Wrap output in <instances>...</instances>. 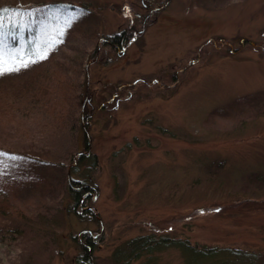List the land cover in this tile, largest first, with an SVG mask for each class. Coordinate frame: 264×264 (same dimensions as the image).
<instances>
[{"label":"rangeland","instance_id":"obj_1","mask_svg":"<svg viewBox=\"0 0 264 264\" xmlns=\"http://www.w3.org/2000/svg\"><path fill=\"white\" fill-rule=\"evenodd\" d=\"M6 1L21 23L30 4L73 8L45 10L44 56L0 60V264H83L85 249L117 264L150 235L264 261V0ZM124 29V49L101 45ZM81 180L96 193L75 208Z\"/></svg>","mask_w":264,"mask_h":264},{"label":"trees","instance_id":"obj_2","mask_svg":"<svg viewBox=\"0 0 264 264\" xmlns=\"http://www.w3.org/2000/svg\"><path fill=\"white\" fill-rule=\"evenodd\" d=\"M70 5L71 4L69 3L57 1L50 3L44 1L42 3L40 2L37 4H30V6L27 8L28 12L26 14L28 16H33L35 20L32 19L33 21L21 23L15 22L13 19H11L14 15L18 13L21 14V10L16 3L12 4L11 2L7 1L4 3H0V60H3L4 58L15 60H22L28 57L37 58L35 56H37L38 54L40 55L42 52V56H44L45 50L40 52L38 51L41 50L43 48L42 45H44V43L39 38L43 31V20H45L44 18L47 17V12H45V10H49V8L53 6L61 8L65 7L70 10L71 8H73L70 7ZM134 35L135 33L132 30L124 29L119 32V34H115L112 37H107L106 40H103L101 45L113 47L114 50L118 51V49H124ZM97 39L95 40V47L97 51L92 56L98 54L99 52L100 47L98 45ZM61 42L65 43L67 42V39L64 38ZM46 43H49V41H47ZM49 58H51V56ZM79 63L82 62L80 61ZM83 64H85L84 61ZM79 99H81V94L79 95ZM84 124V122L81 123V126H84ZM88 143V138L85 134V144ZM3 155L4 153L0 152V157L6 156ZM77 162L79 164L87 162L86 174L88 175L86 176H89L90 173H88V171L95 169L97 167L98 161L95 155L89 157V155L86 156L84 155V153H81L78 156ZM69 193L75 208H80L81 206L87 207L89 205H93L92 195L96 193V188L89 182V180H81L79 182L73 181L72 184H70ZM0 202L2 204V209L0 207V211L6 213L9 212L7 207H10L12 203L9 196L2 190L1 187ZM83 213L87 215L91 212L87 210ZM86 237L90 245V247L87 248L90 250H94L95 245L93 243V240L88 239L89 237L87 235ZM127 245L129 246V252H127L123 257H117V253L121 254V250L124 249L123 247L116 251L114 261L117 264H132L133 262L140 259L145 260L144 264H151V261L157 259V257L153 256V254L161 253L168 249L180 250L185 258L184 264H239L237 258L241 257L244 259L245 264L264 263V261L260 259V254L254 252L251 253L245 250L243 251L239 249L220 247H198L193 245L188 238L174 239L168 236L157 237L155 235H150L130 240L128 241ZM224 254H226L224 258H220ZM230 256L231 260H225L229 259ZM87 261L91 262L90 264H94V262H92V259L90 258L88 251L85 249L84 257L82 258V260H80V262L83 264H87Z\"/></svg>","mask_w":264,"mask_h":264},{"label":"snow or ice","instance_id":"obj_3","mask_svg":"<svg viewBox=\"0 0 264 264\" xmlns=\"http://www.w3.org/2000/svg\"><path fill=\"white\" fill-rule=\"evenodd\" d=\"M41 58H43V57H41ZM33 62H34V61H33ZM20 63H21V65H22L23 67H27V66H28V61H23V60H21ZM11 70H17V69L14 67V68L11 69ZM0 74H2V71H0Z\"/></svg>","mask_w":264,"mask_h":264}]
</instances>
